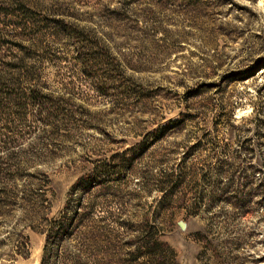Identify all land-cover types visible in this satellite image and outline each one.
I'll return each mask as SVG.
<instances>
[{"label": "rangeland", "instance_id": "1", "mask_svg": "<svg viewBox=\"0 0 264 264\" xmlns=\"http://www.w3.org/2000/svg\"><path fill=\"white\" fill-rule=\"evenodd\" d=\"M0 264H264V0H0Z\"/></svg>", "mask_w": 264, "mask_h": 264}]
</instances>
